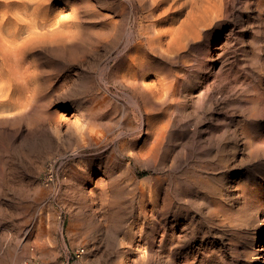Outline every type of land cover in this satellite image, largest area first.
Instances as JSON below:
<instances>
[{"label":"rangeland","instance_id":"374dc122","mask_svg":"<svg viewBox=\"0 0 264 264\" xmlns=\"http://www.w3.org/2000/svg\"><path fill=\"white\" fill-rule=\"evenodd\" d=\"M123 1L48 5L83 12L85 39L36 54L42 94L0 119V264H262L264 0H225L199 29L189 6L135 79Z\"/></svg>","mask_w":264,"mask_h":264},{"label":"bare ground","instance_id":"6f19581e","mask_svg":"<svg viewBox=\"0 0 264 264\" xmlns=\"http://www.w3.org/2000/svg\"><path fill=\"white\" fill-rule=\"evenodd\" d=\"M224 2L225 0H124L121 4L122 8L126 9L132 21L131 27L126 32L127 45L123 51L132 60L129 66L131 69L125 68L126 73L134 79L138 77V71H133L135 69L133 62H144V51L153 54L163 53L165 47L163 37L166 35L158 30L163 24L176 25L177 16L192 6L194 18L192 24L199 29L216 18ZM49 4L51 0H0V119L7 115L16 116L18 113H23L31 106L33 99L42 94L39 77L44 73L39 69L41 60L38 55L35 56L36 54L48 51L59 52L66 49L69 44L85 39V25L88 21L84 18L83 12L77 10L68 16H62L51 11L48 8ZM136 4L142 10H145V7L147 9L148 14L142 21H138L136 16ZM175 5L179 6L173 11ZM160 10H163L165 16L155 15ZM164 17L170 18L164 20ZM186 17H190V12ZM105 21L114 28L123 22L112 16L106 17ZM186 23H189L188 18L182 25ZM190 28H192L191 22ZM182 33L183 31H181L182 36H187L185 40H188L189 34ZM142 67L140 65L139 68ZM148 126L149 131L153 129L152 124L149 123ZM82 134L84 133L81 132L79 136L82 145L98 142L96 137ZM258 137L262 138L264 134L261 133ZM253 140L255 141V138H249V142ZM253 214L252 217L261 218L257 230L264 237V209ZM248 221L250 216L245 214L232 215L228 219V226L235 228L241 223L238 228L240 233ZM257 244L258 249H255V252L263 256L262 264H264V241L261 244L259 240L255 243Z\"/></svg>","mask_w":264,"mask_h":264},{"label":"built area","instance_id":"2783aa9c","mask_svg":"<svg viewBox=\"0 0 264 264\" xmlns=\"http://www.w3.org/2000/svg\"><path fill=\"white\" fill-rule=\"evenodd\" d=\"M55 176L56 174H54V165H52L51 169L49 170V174L45 178V183L47 185H49L50 183H53L55 181ZM84 254H85V249L80 248V249L75 250L72 256L75 260H79L84 256ZM22 264H41V263L34 262V261H27Z\"/></svg>","mask_w":264,"mask_h":264}]
</instances>
